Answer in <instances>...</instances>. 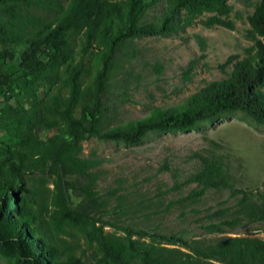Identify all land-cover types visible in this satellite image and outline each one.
Masks as SVG:
<instances>
[{"label": "trees", "instance_id": "obj_1", "mask_svg": "<svg viewBox=\"0 0 264 264\" xmlns=\"http://www.w3.org/2000/svg\"><path fill=\"white\" fill-rule=\"evenodd\" d=\"M231 11L228 0H0V91L16 96L15 105L0 110L8 121L0 125L17 131L12 146L0 144V240L10 241L29 264H264V239L224 235L243 220L264 222V194L234 188L216 154L202 156L201 168L187 178L196 184L192 198L210 189H227L237 197L231 218L206 227L221 235L210 241L128 225H119L120 235L103 234L86 214L65 208L66 198L59 194L56 223L34 205L41 192L31 177L36 170L80 176V195L97 202L93 186L104 159L84 155L82 143L91 138L136 145L149 132L195 129L234 112L264 123L260 0L248 16L253 46L225 78L207 82L180 104L153 107L143 117L109 125L106 98L118 69L116 54L126 43L174 35L195 23L233 30ZM90 50L96 52L95 71L83 83ZM52 129V135L40 137ZM61 219L95 244L94 263L66 249L58 236L66 223Z\"/></svg>", "mask_w": 264, "mask_h": 264}, {"label": "rangeland", "instance_id": "obj_2", "mask_svg": "<svg viewBox=\"0 0 264 264\" xmlns=\"http://www.w3.org/2000/svg\"><path fill=\"white\" fill-rule=\"evenodd\" d=\"M259 1L228 0L233 30L195 23L174 35L145 36L126 43L116 54L118 69L106 98L111 108L109 125L143 117L153 107L180 104L207 82L225 78L233 63L253 46L248 36V16ZM95 53L90 50L85 58L83 83L91 81ZM37 92L43 97L45 88ZM14 95L3 96L0 91V110L15 105ZM0 117L1 125L8 123L2 113ZM1 125L0 144L12 146L17 131L9 132ZM54 132L46 130L40 137L45 139ZM82 145L85 156L94 154L104 159L93 186L95 204L80 195L83 181L78 175L58 177L36 170L31 176L41 188L34 205L38 203L43 218L51 224L57 222L59 194L66 198L65 208L79 216L86 214L103 234L120 235L119 225H128L148 233L182 234L189 240L215 239L221 235L210 233L206 227L231 218L237 197L227 189H210L192 198L190 193L196 184L187 181L201 168V157L211 154L226 164L234 188L264 194V123H256L241 112L195 129L152 131L136 145L95 138ZM61 220L66 223L60 225L58 236L66 249L94 263L95 244H89L73 224ZM224 235L264 239V222L243 220ZM29 263L10 241L0 240V264Z\"/></svg>", "mask_w": 264, "mask_h": 264}]
</instances>
